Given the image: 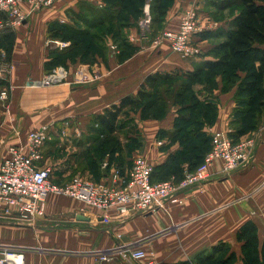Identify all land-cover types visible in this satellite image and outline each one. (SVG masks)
<instances>
[{
    "label": "crops",
    "instance_id": "obj_1",
    "mask_svg": "<svg viewBox=\"0 0 264 264\" xmlns=\"http://www.w3.org/2000/svg\"><path fill=\"white\" fill-rule=\"evenodd\" d=\"M85 1L101 5L100 0H59L52 7L31 12L14 30L0 32V52H6L13 65L10 75L0 78V92L7 91V98H0V141L26 145L30 131L49 126L44 162L53 167V179L60 184L76 176L92 181L109 180L114 168L120 170L124 180L119 184H125L138 154L146 155L154 167H161L156 175L158 180L167 178L170 172L172 175L176 165L183 170L189 167L193 151L185 149L175 126L178 105H173L161 118H145L141 108H124L119 127L111 133L118 140L113 150L109 149L113 144L104 143L107 135L100 133L94 119L125 96L136 95L150 74L192 71L211 59L206 53L224 38L238 12L222 17V12L229 10L224 8V0L172 1L159 33L178 29L182 11L198 7L205 26L195 37L204 49L200 56L183 58L167 43L155 47L153 40L142 37L138 26L129 31L128 38L135 49L128 56H122L124 52L120 50L118 55L111 54V43L107 41V52L96 53L91 63L80 58L67 59L65 64L52 67L53 51L59 48L50 41L59 38L51 32L61 24H76L75 14ZM22 8L30 10L31 4L24 1ZM8 32L13 34L10 41ZM60 68L67 74L59 82L41 83L48 73ZM81 70L89 73L91 79H81ZM218 79V88L213 92H207L203 84L195 88L199 98H207L218 106L214 123L203 128L207 135L227 124L231 133L235 130L237 88L223 91L222 80ZM65 120L71 121L70 127L64 126ZM132 122L137 123L134 129L126 126ZM248 137H256L248 164L230 174L220 173L217 165L210 181L182 191L178 200L167 201L155 210L120 214L113 208L111 223L104 225L100 220L102 211L70 210L59 203L57 196L62 195L51 194L44 217L0 218V243L19 250L21 257L15 259L21 258L20 264H99L94 251L114 245L116 231L124 241L143 238L147 260L155 264H199V258L219 244H224L225 249L219 255L221 258L235 256L234 264H245V241L239 238V232L246 223L256 225L259 249L264 245V115L260 125L240 139ZM109 140L114 139L108 136ZM96 149H109L101 153L99 177L91 170ZM177 155L175 159L173 156ZM79 215L89 219H79ZM103 264L135 263L116 257Z\"/></svg>",
    "mask_w": 264,
    "mask_h": 264
},
{
    "label": "trees",
    "instance_id": "obj_2",
    "mask_svg": "<svg viewBox=\"0 0 264 264\" xmlns=\"http://www.w3.org/2000/svg\"><path fill=\"white\" fill-rule=\"evenodd\" d=\"M100 1L101 5L87 1L81 3V11L75 14L76 24H61L51 32L53 37L71 41L68 47L53 51L55 56L52 67L65 64L67 59L74 61L80 58L82 62H90L89 58L94 60L96 53L103 54L107 50V37L112 34L111 37L115 38L121 28L128 25L130 10L135 7L132 0ZM172 1L145 0L143 7L139 5L141 13L138 15L143 16L145 5L149 3L152 24L160 26L157 30L153 25L151 26L152 36L159 29L164 28L167 11ZM224 7L230 10L237 9L238 14L234 17L233 24L226 31L224 38L206 53L212 57L211 59L205 60L192 71L150 74L136 95L125 96L119 103L113 104L102 114L95 116L94 120L100 133L107 135L104 143L110 142L114 145H110L109 149H116L115 145L118 144V140L111 133L119 127V117L124 108L140 106L143 117L161 118L169 111L170 106L178 105L179 116L175 126L185 149L189 148L194 152L191 154L189 168L195 169L211 148V136L207 135L203 128L207 124L214 123L218 106L207 98H199L194 86L200 82L210 88L211 92L219 85L216 84L218 77H221L225 91L233 87L237 88L235 130L231 133L233 140L239 141L241 136L260 125L264 115V48L261 47L264 44V0H224ZM137 16L133 15L135 18ZM12 35V32L7 33L9 41ZM71 35L79 38L75 40ZM133 51L134 49H131L128 53L127 50H122L124 52L122 56H128ZM205 90L208 92L207 89ZM108 136L114 140L108 141ZM109 149L96 152L98 156L96 154L91 162V170L98 177L100 159ZM173 157L178 159V155ZM160 168L154 167L153 181H161L156 176ZM108 169L109 166L106 171ZM182 175L183 168L176 165L172 175L171 172L168 173L167 178L171 176L180 178ZM239 238L245 241L243 249L245 264H264V245L260 250L256 225L252 222L246 223L239 232ZM224 250V244L213 247L211 253L199 258V264H231L232 261L234 264L235 256H229L227 260L220 257L221 251ZM181 264H190V262L185 261Z\"/></svg>",
    "mask_w": 264,
    "mask_h": 264
},
{
    "label": "built area",
    "instance_id": "obj_3",
    "mask_svg": "<svg viewBox=\"0 0 264 264\" xmlns=\"http://www.w3.org/2000/svg\"><path fill=\"white\" fill-rule=\"evenodd\" d=\"M31 4L30 10L22 8V2ZM59 0H0V32L14 30L22 25L31 12L52 7ZM152 16L149 3L144 8L139 27L142 37L151 34ZM205 30L200 18L199 8H185L181 13L178 29H165L154 39L155 47L167 43L170 48L183 58L200 56L204 49L195 37ZM59 49L69 46L65 40L50 41ZM111 54H117L118 46L110 44ZM13 65L6 52H0V78L6 79ZM79 77L91 79L89 73L79 71ZM60 68L48 73L41 83L52 85L66 76ZM89 74V75H88ZM82 79V78H81ZM0 98H7V91L0 92ZM70 127L71 121L63 122ZM229 124L211 132V148L205 154L203 161L195 168H184L180 178H170L153 181L154 166L146 155L138 154L128 172L125 184L120 170L114 168L109 180L92 181L80 176L74 177L65 184L53 179L54 169L44 162V146L50 138V127L43 125L28 133L26 145L6 144L0 141V218L12 220H33L44 217L47 198L51 194L69 196L84 201L102 211L100 218L104 225L111 223L110 210L115 208L120 214L133 210L146 213L157 209L165 202L178 200L179 194L197 185L210 181L219 166L220 173L230 174L243 164H248L256 146V137H248L234 141L231 137ZM44 162V163H43ZM123 180V179H122ZM124 181V180H123ZM117 242L109 247L94 251L99 264L116 257L129 260L132 263L155 264L147 260L143 238L124 241L120 232L113 233ZM15 257H21L14 246L0 243V264H20Z\"/></svg>",
    "mask_w": 264,
    "mask_h": 264
},
{
    "label": "rangeland",
    "instance_id": "obj_4",
    "mask_svg": "<svg viewBox=\"0 0 264 264\" xmlns=\"http://www.w3.org/2000/svg\"><path fill=\"white\" fill-rule=\"evenodd\" d=\"M109 1H111V2H113V1H118V0H109ZM127 2H129V0H127ZM144 2H145V0H141V1H139V0H132V3H134V8H132V10H130V16H129V18H128V21H127V26L126 27H123V28H121V30L119 31V35H117L115 38H114V36H113V38L111 37L112 36V34H110L109 36L110 37H107V40H106V44H107V41H110L109 43H114V44H116L117 46H118V51H117V54L116 55H118L119 53V50L122 52V50H127L128 51V53L131 51V49H135L134 47V45L129 41V38H128V34H129V31L131 30V28H133V27H138L139 26V22H140V19L143 17V16H139L140 15V13H141V10L139 9V5H141V7H143V5H144ZM146 6V5H145ZM225 8V7H224ZM237 11V9H235V10H228V12H222V17H225V16H229V15H233L235 12ZM138 13H139V15H138ZM132 15V16H131ZM133 15H138L137 16V18H135V17H133ZM138 17H140V18H138ZM154 26V29L155 30H157L158 29V27H160L159 25H155V24H151V26ZM159 31H161V29H159L158 30V32L154 35V38L158 35V33H159ZM154 33V32H153ZM71 37H74V39L76 40V39H78L79 37L78 36H76V35H71ZM152 35L150 34V36L147 38L150 42H152V40L154 39H152ZM60 40V39H59ZM68 42H69V44L71 43V41L70 40H67ZM109 43H108V45H109ZM107 45V46H108ZM120 45V46H119ZM130 45V46H129ZM131 47V48H130ZM107 52V50H105V53ZM88 61H90V63L93 61V58L91 59V58H89V60ZM220 79H221V77H220ZM222 80V79H221ZM198 84H202V83H197L195 86H194V90H196L195 88L198 86ZM216 84H219V79L218 78H216ZM204 88L205 89H207L208 90V92H210V88H208L206 85L204 86ZM218 88V86L217 87H215V89H217ZM214 89V90H215ZM222 89H223V86H222ZM214 90H211V92H213ZM223 91H225L224 89H223ZM171 105H172V103H171ZM173 106V105H172ZM172 106H170V107H172ZM137 108H140V106H138ZM171 109V108H170ZM169 109V110H170ZM218 113H219V110L217 111ZM137 125V123H129L128 125H126V126H129V128H132V129H134L135 128V126ZM96 148V147H95ZM97 152V149H96V151H95V154H97L96 153ZM97 156H98V154H97ZM102 159V158H101ZM100 159V160H101ZM97 161V160H96ZM97 163H98V161H97ZM97 163H95V164H97ZM56 181V180H55ZM54 196H57V195H54ZM58 198H60V204H63V206L64 207H67V208H69L70 210H81V211H85V212H87V211H91V210H98V209H96V208H94L93 206H91L90 204H88V203H86V202H84V201H81V200H78V199H75V198H72V197H69V196H57Z\"/></svg>",
    "mask_w": 264,
    "mask_h": 264
},
{
    "label": "water",
    "instance_id": "obj_5",
    "mask_svg": "<svg viewBox=\"0 0 264 264\" xmlns=\"http://www.w3.org/2000/svg\"><path fill=\"white\" fill-rule=\"evenodd\" d=\"M78 218H79V219H86V220L89 219L88 217H85V216H83V215H79Z\"/></svg>",
    "mask_w": 264,
    "mask_h": 264
}]
</instances>
